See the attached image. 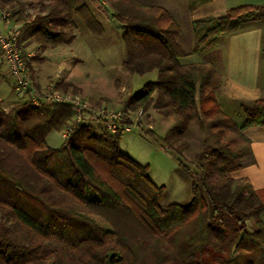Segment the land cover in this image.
<instances>
[{
  "label": "trees",
  "instance_id": "trees-1",
  "mask_svg": "<svg viewBox=\"0 0 264 264\" xmlns=\"http://www.w3.org/2000/svg\"><path fill=\"white\" fill-rule=\"evenodd\" d=\"M139 1L0 0V5L21 26L18 44L32 79L35 61L45 57L29 55L28 44L73 43L79 21L102 37L105 28L93 7L121 27L123 68L141 75L158 71L155 81L124 101L123 123H134L127 117L152 108L173 118L162 136L136 123L190 175V202L161 203L165 188L151 180L149 166L120 150L123 131L98 133L82 122L54 148L47 137L71 126L72 106L38 108L28 95L11 106L0 100V264H264V189L232 175L254 161L245 131L264 126V99L243 105L234 117L218 100L224 78L217 64L207 56L182 61L216 46L244 23L263 19L264 5L242 4L222 16L194 20L195 44L187 50L173 12ZM210 1L189 0V9ZM51 84L63 93L80 92L65 80ZM191 121L208 134L196 169L185 156Z\"/></svg>",
  "mask_w": 264,
  "mask_h": 264
},
{
  "label": "rangeland",
  "instance_id": "rangeland-1",
  "mask_svg": "<svg viewBox=\"0 0 264 264\" xmlns=\"http://www.w3.org/2000/svg\"><path fill=\"white\" fill-rule=\"evenodd\" d=\"M27 2V0H22ZM172 1V0H171ZM181 7L186 0H173ZM140 3H155L168 8V0H140ZM93 10L105 28V34L97 37L86 29L82 22H78V36L73 43L63 44L55 48H40L35 43L30 46V52L40 57H45L41 62L35 61L34 68L38 77L43 82L59 80L71 82L80 92L76 95L82 97L95 111L101 108L108 110H121L124 101L144 87L147 82L157 79L158 71L154 70L146 74H132L123 68L126 58V50L122 40V29L117 23L109 19L97 7ZM183 26L181 44L187 50H191L195 44L193 32L188 21L187 12L178 15ZM210 51V50H209ZM204 58L207 54H200ZM199 55L188 56L183 62H189ZM221 59V57H220ZM261 81L264 82V59L261 63ZM14 103H6L8 106L21 102L16 99ZM142 121L144 127L153 129L162 136L173 123L172 117H164L150 109L142 114L134 115ZM85 122L94 125V130L100 132L104 126H100L99 119L88 117ZM100 126V128H99ZM63 131H52L47 142L50 146L58 148L65 140ZM190 143L185 151L192 169H196V158L203 146V140L208 134L202 131L196 121H191L184 135ZM120 150L142 165L149 166V176L158 186H164L165 194L161 199L162 204L188 203L192 198L191 177L182 170L176 157L169 154L161 147V143L144 134V131L133 123L131 130L123 133L120 139ZM248 230L253 231V221L247 222Z\"/></svg>",
  "mask_w": 264,
  "mask_h": 264
},
{
  "label": "crops",
  "instance_id": "crops-1",
  "mask_svg": "<svg viewBox=\"0 0 264 264\" xmlns=\"http://www.w3.org/2000/svg\"><path fill=\"white\" fill-rule=\"evenodd\" d=\"M168 1V9L173 12L180 23L178 15L187 12L191 30L194 20L208 16H222L230 8L242 4L264 5V0H212L190 10L189 0H186L182 7L175 4L173 0ZM31 44L25 48L31 56H34L30 52ZM205 53L207 58L209 57L217 64L224 78L217 92L218 100L231 115L235 117L242 114L243 105L264 99V82L261 81V63L264 59V18L244 23L238 32L222 36L216 46L202 53L193 54L192 56H199L191 61L203 60L200 54ZM33 82L38 88L52 83V81L43 82L36 70ZM15 98L21 100L20 95L14 89V80L9 76L7 66L0 55V100L7 105L6 103L16 102ZM245 133L252 141L254 161L234 171L232 175L235 178L248 179L255 189H264V126L249 127Z\"/></svg>",
  "mask_w": 264,
  "mask_h": 264
},
{
  "label": "built area",
  "instance_id": "built-area-1",
  "mask_svg": "<svg viewBox=\"0 0 264 264\" xmlns=\"http://www.w3.org/2000/svg\"><path fill=\"white\" fill-rule=\"evenodd\" d=\"M21 35V26L13 18L11 11L0 5V55L5 62L9 76L14 80V89L20 96L28 95L35 107L59 103L70 105L74 111V120L71 126L64 130L67 136L79 123L90 117L102 122L106 132L116 134L118 131H130L133 123H123L125 113L121 110L101 108L93 110L80 96L58 91L54 84L38 88L32 79L27 62L18 44ZM30 55V54H29ZM142 110L137 113L142 114ZM136 123L138 117H127Z\"/></svg>",
  "mask_w": 264,
  "mask_h": 264
}]
</instances>
